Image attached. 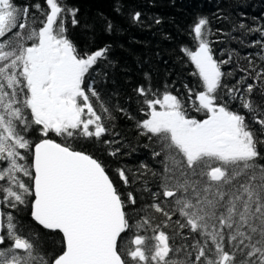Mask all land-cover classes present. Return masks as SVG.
I'll use <instances>...</instances> for the list:
<instances>
[{"label":"snow or ice","instance_id":"6c2138e0","mask_svg":"<svg viewBox=\"0 0 264 264\" xmlns=\"http://www.w3.org/2000/svg\"><path fill=\"white\" fill-rule=\"evenodd\" d=\"M45 2L47 11L33 5L46 17L36 27L28 7L0 0V264H264V68L256 71L249 60L259 85L244 77L239 87L224 83L233 74L221 69L232 54L214 58L210 21L198 17L189 33L195 51H180L202 88H188L187 98L194 96L192 108L204 118H190L184 98L168 91L161 98L145 73L147 87L134 89L143 98L137 103L146 105L137 127L155 138L153 156L163 160L162 171L140 165V177L150 172L159 190L145 180L136 196L131 186L140 177L117 168L118 185L86 146L112 143L102 138L105 121L115 117L96 87V76L107 82L96 66H115L111 46L79 51L66 21L71 16L72 28L80 27L78 9ZM121 8L117 2L114 10ZM130 19L145 26L140 11ZM232 23L242 35L259 33L254 45L264 52V27ZM114 30L107 21L105 31ZM256 87L260 100L253 98ZM237 100L246 114L232 110ZM145 192L151 203H141ZM25 209L44 230L62 234L60 251H49L39 232L25 231L13 214Z\"/></svg>","mask_w":264,"mask_h":264},{"label":"trees","instance_id":"16d2710c","mask_svg":"<svg viewBox=\"0 0 264 264\" xmlns=\"http://www.w3.org/2000/svg\"><path fill=\"white\" fill-rule=\"evenodd\" d=\"M61 2L78 9L80 27L72 28L71 16H67L66 21L79 51L83 52L86 49L88 52H94L106 44L111 46L109 58L115 66L108 67L106 62L96 66L97 72L107 74V82L104 83L96 73L93 75L99 81L96 87L101 91V95L110 101L109 107L115 117L111 122L105 121L106 125H109V132L102 138L112 143L109 145L93 143L86 146L90 154L106 163L110 178L118 185L121 182L115 171L117 168L124 169L130 179L133 173L140 177V173L145 172L140 167L141 164L154 171H162V165L158 161L163 160V155L153 156L154 150L159 151V145L154 143L155 138L149 140L146 136L140 135L141 129L137 127V122L146 118L144 112L140 111L141 108L146 109V105L137 103L138 99L143 98L138 97L134 89L140 85L147 87L145 73L151 78L153 91L161 94V98L165 91L184 98L189 117L204 118L202 113H197L192 108L194 96L192 99L187 98L188 88H192L194 92L201 91L202 88L198 75H194L195 66L180 51L182 47L195 51L197 44L194 34L189 33L198 17H207L210 21L209 26L213 35L209 39L213 42L214 58L224 60L228 59L230 53L232 54V62L221 69L223 72L233 74L224 78V83L239 87L237 81L242 77L245 78V84L260 83L253 80L255 72L249 64L251 60L256 71L264 68V60L260 58L264 52H261L259 45H254V41L259 39L260 35L259 33L242 35L240 31H233L232 22L237 25L243 22L250 27H264V0H61ZM117 2L122 5L119 13L114 10ZM36 3L47 11L45 0H14V4L19 8L28 7V22L30 23L34 17L37 20L35 26L40 27L42 26L40 21L46 17L33 7ZM135 11L143 13L144 27L132 23L130 14ZM157 17L161 19L159 25L154 22ZM107 21L116 26V30L111 34L105 31ZM86 23L92 25V28L84 29L83 25ZM18 30L13 29V32ZM8 35L11 36L12 33ZM241 39L245 41L243 44L240 43ZM27 43L30 45L31 41ZM258 93L259 87L254 88L253 98L256 100L261 99ZM92 101L96 104L94 97ZM117 106L125 111H117ZM231 108L246 114L239 100L233 101ZM96 110L100 111L98 105ZM129 116L133 118L130 119ZM53 138L59 141L58 137ZM117 148L119 152L115 157L108 155L109 151ZM145 180L148 181L147 187L152 191L159 190L152 182L151 173L148 172L136 179L135 184L131 186L134 195L140 196L136 189L143 188ZM143 195L146 199L141 203H151L149 193L145 192ZM11 211L13 210L10 209L9 212ZM13 214L25 226L26 232L32 230L40 233V239L49 251H60L62 237L59 233L48 232L37 226L32 221L28 209ZM176 218L173 217L174 220Z\"/></svg>","mask_w":264,"mask_h":264},{"label":"water","instance_id":"95a60500","mask_svg":"<svg viewBox=\"0 0 264 264\" xmlns=\"http://www.w3.org/2000/svg\"><path fill=\"white\" fill-rule=\"evenodd\" d=\"M30 217H31V215H30ZM33 221V220H32ZM34 222V221H33ZM35 223V222H34ZM36 224V223H35ZM37 225V224H36ZM37 226H39V225H37ZM41 229H43L41 226H39ZM44 230V229H43ZM45 231H48V230H45ZM49 232V231H48ZM61 235V237H62V234H60Z\"/></svg>","mask_w":264,"mask_h":264},{"label":"flooded vegetation","instance_id":"af4514ba","mask_svg":"<svg viewBox=\"0 0 264 264\" xmlns=\"http://www.w3.org/2000/svg\"><path fill=\"white\" fill-rule=\"evenodd\" d=\"M9 210H10V209H3V211H5V212H9ZM53 233H54V232H53Z\"/></svg>","mask_w":264,"mask_h":264}]
</instances>
